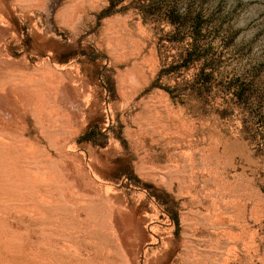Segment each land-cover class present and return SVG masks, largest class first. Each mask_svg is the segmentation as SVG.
Here are the masks:
<instances>
[{"label": "rangeland", "instance_id": "rangeland-1", "mask_svg": "<svg viewBox=\"0 0 264 264\" xmlns=\"http://www.w3.org/2000/svg\"><path fill=\"white\" fill-rule=\"evenodd\" d=\"M0 264H264V0H0Z\"/></svg>", "mask_w": 264, "mask_h": 264}]
</instances>
